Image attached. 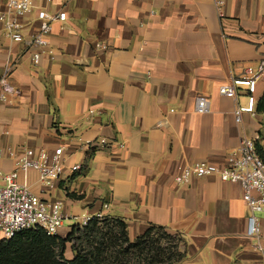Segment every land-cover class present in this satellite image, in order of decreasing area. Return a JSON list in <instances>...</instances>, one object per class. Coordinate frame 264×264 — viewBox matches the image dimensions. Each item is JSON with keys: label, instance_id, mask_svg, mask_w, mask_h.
Listing matches in <instances>:
<instances>
[{"label": "crops", "instance_id": "0c3cea01", "mask_svg": "<svg viewBox=\"0 0 264 264\" xmlns=\"http://www.w3.org/2000/svg\"><path fill=\"white\" fill-rule=\"evenodd\" d=\"M32 1L66 18L51 23L52 53L12 40L0 23V72L13 63V90L0 99V172L15 169L25 147L61 145L63 174L50 184L34 169L18 173L40 198L60 201L58 234L101 211L124 220L130 239L151 224L177 234L178 264H253L260 255L245 235L240 185L174 175L199 159L225 164L242 136L264 151V73L240 122L233 109L247 102L244 86L236 100L218 92L264 60V0H222L221 16L216 0ZM23 19L26 32L38 23L34 12ZM197 95L208 111L194 110ZM97 136L107 142L88 151L84 141ZM256 215L264 247V210ZM64 255H73L69 243Z\"/></svg>", "mask_w": 264, "mask_h": 264}, {"label": "built area", "instance_id": "2783aa9c", "mask_svg": "<svg viewBox=\"0 0 264 264\" xmlns=\"http://www.w3.org/2000/svg\"><path fill=\"white\" fill-rule=\"evenodd\" d=\"M218 15H222V0H216ZM34 12L38 23L31 31H25L23 17L27 13ZM66 12H48L40 8L32 0H5V7L0 9V23L5 35L14 41H24L27 45L46 46L52 53L54 48L50 46L48 33L51 30L53 20H64ZM96 47L105 45L99 41ZM38 53H33L36 59ZM13 63L8 60L0 72V99H6L8 91L13 90L9 80ZM264 73V60L257 67H246V74L242 77H233L229 83H222L218 87L221 95L236 100L238 87L244 86L247 102L245 105L236 104L233 116L236 122L241 121L244 111L253 112L255 109V83L256 78ZM209 109V101L204 95L195 97L194 110L206 112ZM93 109H89L92 112ZM107 139L103 136L89 138L84 141L85 148L90 151L104 145ZM14 155V151L10 150ZM15 157V169L8 172H0V238H9L17 231L25 228H42L47 234H55L62 225L65 213L58 200H46L33 193L26 182L18 180V173L26 174L34 169L38 172L42 183L50 184L51 180L59 178L64 169V149L59 145L53 149L40 148L34 151L30 147L23 148ZM80 168L79 164L70 167L71 170ZM216 174L223 180L236 182L241 188V198L247 206L245 235L252 240L253 248L259 252V258L253 264H264V247L261 242L260 226L256 213L264 210V160L258 153L255 140L248 136H242L234 151L226 157L225 164L219 165L203 159L185 164L181 171L174 175L176 183L186 182L192 175ZM107 204L104 203L103 206ZM101 211L94 215H83L77 223L82 226L88 223L93 216L102 217Z\"/></svg>", "mask_w": 264, "mask_h": 264}, {"label": "trees", "instance_id": "16d2710c", "mask_svg": "<svg viewBox=\"0 0 264 264\" xmlns=\"http://www.w3.org/2000/svg\"><path fill=\"white\" fill-rule=\"evenodd\" d=\"M255 145L264 160V151ZM164 237L171 233L162 225L151 224L130 239L124 220L93 216L85 225L73 223L64 235L25 228L0 238V264H178L182 247L163 245ZM67 243L73 251L70 258L64 255Z\"/></svg>", "mask_w": 264, "mask_h": 264}, {"label": "rangeland", "instance_id": "374dc122", "mask_svg": "<svg viewBox=\"0 0 264 264\" xmlns=\"http://www.w3.org/2000/svg\"><path fill=\"white\" fill-rule=\"evenodd\" d=\"M170 233H171V237H164V238H162L163 245H165V246L172 245L173 248H174V244L177 243L178 245L181 246V239H180V237L177 234H175V233H172V232H170Z\"/></svg>", "mask_w": 264, "mask_h": 264}]
</instances>
